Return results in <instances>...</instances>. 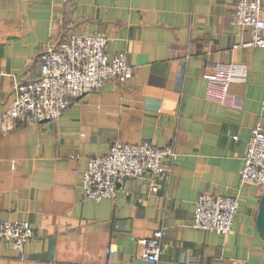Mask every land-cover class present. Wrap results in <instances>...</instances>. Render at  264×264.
I'll return each mask as SVG.
<instances>
[{"label": "crops", "instance_id": "crops-1", "mask_svg": "<svg viewBox=\"0 0 264 264\" xmlns=\"http://www.w3.org/2000/svg\"><path fill=\"white\" fill-rule=\"evenodd\" d=\"M235 1L0 0V115L14 85L38 77L39 54L68 35H108L106 52L133 68L126 82L73 99L56 121L15 122L0 135V221L33 232L21 256L0 244V264H264V186L240 184L251 130H264V47L234 25ZM214 63L235 72L222 104L205 98ZM144 141L174 151L168 183L151 193L147 181L127 180L113 199L84 196L87 158ZM204 192L238 198L227 234L192 228ZM161 229L160 259L149 263L140 241Z\"/></svg>", "mask_w": 264, "mask_h": 264}, {"label": "built area", "instance_id": "built-area-1", "mask_svg": "<svg viewBox=\"0 0 264 264\" xmlns=\"http://www.w3.org/2000/svg\"><path fill=\"white\" fill-rule=\"evenodd\" d=\"M261 12L260 0H236L232 12L234 25L253 30L247 44L259 48L264 47ZM110 40L102 33L71 34L55 47L41 52L38 77L14 85V97L0 115V135L12 129L15 122L56 121L73 99L97 91L107 82L129 80L133 68L124 53L111 55L106 52ZM207 68L204 73L207 80L205 98L225 103L229 86L235 80L234 67L230 63H214ZM174 158L175 153L170 147H155L146 141L114 143L107 154L87 158L81 179L83 194L93 202L113 199L117 186L127 180H145L149 191L156 193L159 184L171 180ZM242 160L240 184L263 187L264 130L260 125L252 128ZM238 208L239 201L235 196L201 193L194 202L191 226L196 230L225 235L231 230ZM32 235L27 222L0 221V244H9L18 256L22 255ZM163 237L161 229L140 241L145 261H159Z\"/></svg>", "mask_w": 264, "mask_h": 264}, {"label": "water", "instance_id": "water-1", "mask_svg": "<svg viewBox=\"0 0 264 264\" xmlns=\"http://www.w3.org/2000/svg\"><path fill=\"white\" fill-rule=\"evenodd\" d=\"M256 228L260 237L264 241V194L259 201V208L256 216Z\"/></svg>", "mask_w": 264, "mask_h": 264}]
</instances>
